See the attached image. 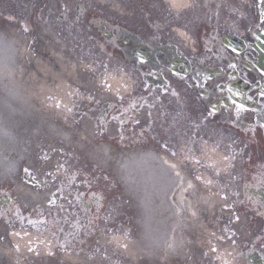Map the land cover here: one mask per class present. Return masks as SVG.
I'll return each mask as SVG.
<instances>
[{
	"label": "flooded vegetation",
	"instance_id": "flooded-vegetation-1",
	"mask_svg": "<svg viewBox=\"0 0 264 264\" xmlns=\"http://www.w3.org/2000/svg\"><path fill=\"white\" fill-rule=\"evenodd\" d=\"M143 3H134L133 7L129 4L130 12L116 21L104 22L81 9L78 16L87 18L90 27L100 33L99 42L105 55L119 58L121 69L136 76L140 82L136 99L143 105L154 102L156 111L160 107L157 114L160 126H166V121L167 126H175L177 138L189 145L190 134L183 128L192 104L203 118L214 123L215 129L224 127L242 134L245 144L241 192L254 238L242 246L240 264H264V67H259V57L253 48L252 29L258 23L254 4L239 6L238 13L237 3L229 0L224 5L218 3L212 21H194L187 26L166 23L173 19L163 22L161 13L151 16L146 11L147 2ZM231 36L239 37L242 43L232 42ZM186 72L187 76L180 79ZM229 89L236 99H232ZM237 102L255 110L240 111ZM222 104L229 109L220 107ZM163 107L175 111L174 118ZM211 107L218 111L216 115ZM122 110H111L106 116L107 125L121 123L119 133L133 134L131 128L125 127L130 124L129 115H125L129 110L124 106ZM154 135L158 151L168 149L170 142ZM196 139L194 135L193 140ZM44 227L57 229L50 219L30 214L14 190L0 184V254L15 247L11 232Z\"/></svg>",
	"mask_w": 264,
	"mask_h": 264
},
{
	"label": "bare ground",
	"instance_id": "bare-ground-1",
	"mask_svg": "<svg viewBox=\"0 0 264 264\" xmlns=\"http://www.w3.org/2000/svg\"><path fill=\"white\" fill-rule=\"evenodd\" d=\"M24 58L30 61L29 65L33 67L30 57L23 53L21 40L14 34L11 37L6 33L0 34L1 175L15 177L24 162L30 163L32 149L35 151L37 147L38 152L46 151L44 145L49 148L55 143L57 151L54 146L50 150L51 153H58L61 150L60 143H63L70 145L73 151H85L91 165L106 169L112 165L116 166L121 181L133 195H138L136 183L144 186L147 192L150 191L146 196L149 199L151 196L153 203H149L148 208L144 206L147 211L146 220L141 223L145 230L142 240L138 244L125 245L130 247V258L146 257L153 264H166L174 256L181 259L189 257L187 251L191 244V234L197 235L205 227L201 218L202 209L212 208L208 197L199 193L197 185L190 180L181 165L168 158L147 152L131 154L123 159L116 156L111 141L98 139L96 136L92 137L91 151H87L65 121V113L69 111V98L65 92L59 90L57 103V89L47 87L43 76L45 72L37 70L27 77L23 66ZM40 75L42 79H39ZM57 105L62 112L60 117L57 115ZM20 113L30 120L32 125L18 133L15 126L9 122L11 116ZM91 165L77 168L75 173L90 175L94 173ZM42 170L46 171L45 174L52 180L58 177L59 171L52 162L48 161L42 165ZM23 193L26 200L43 204L50 200L52 192L44 185L34 189L26 188ZM38 236L15 231L12 233V242L20 245L24 252H35L40 263L53 264L57 261V264H91L89 260L76 254L62 258L58 247L57 260H51L49 254H53L55 250ZM119 243L116 241V244ZM99 264L109 263L102 258Z\"/></svg>",
	"mask_w": 264,
	"mask_h": 264
},
{
	"label": "rangeland",
	"instance_id": "rangeland-1",
	"mask_svg": "<svg viewBox=\"0 0 264 264\" xmlns=\"http://www.w3.org/2000/svg\"><path fill=\"white\" fill-rule=\"evenodd\" d=\"M8 2L13 13L11 11L6 14V17L8 20H10V23L5 22L3 24H0V33L3 32L8 34L12 32V34L18 35V37L20 36L22 38L24 46L27 49L26 52V49L23 48V52L27 57H30L31 64L33 65V67H31L29 65L30 61L28 62V60L24 58L23 66L25 67V73L27 74V77L37 70L40 72H45L43 76L46 79L45 83L47 87H62V92L72 91V93L78 95L75 98L77 104H90L91 98H105L109 96V90L117 92L115 89H113V83H115V81H120L119 78L121 77H119V74H115L112 70H109L110 65L106 62V60L100 57L99 53L95 57L93 54H88V56L85 55V51L83 49L85 41L82 38H79V40L75 44H70L69 46V43L67 44L66 40L63 39V37L59 35L57 36V23L59 22V20L57 19L58 10L66 12L70 6L80 2L95 4L106 3L104 2V0H46L40 12H33L31 0H8ZM112 2L120 3V0H112ZM117 5L116 9H118ZM111 12L116 11L111 10ZM37 19H44L46 21V24L39 21L37 22ZM2 26H5V28H7V31L5 30V28H1ZM24 31L27 32L25 33ZM78 47H81V49H79ZM32 61H34V63H32ZM41 75L39 79H42ZM75 106L72 104V110ZM72 110L67 116H65V121L68 122V125L71 127L69 128L73 132L72 134H74L75 137L78 138V141L81 142V145L85 147L87 151H91L93 136H98L99 139H102L101 137L106 138L107 136H102L103 134L89 133V129L86 128V125H83V123L79 126L83 119H78V116L80 115H78L77 113L74 114ZM60 113L62 112H60L59 106L57 105V115L59 117ZM11 117L12 118L9 123L15 126V129L18 133L23 132L29 125H32V122L23 117L21 113L13 115ZM78 127L80 128V131H78ZM204 133H206V147L207 149H209L211 146L209 144V139L211 140L209 134L212 133L208 128L205 129ZM221 140L222 169L220 170L222 173L221 180L223 184L220 205H218L217 197H213L212 188L210 191L208 185L207 191L210 192V202H212L214 206L213 214H217L218 207H221L220 216L222 219V227L230 226L235 230V232L238 233L239 229L243 226V223H245V218L239 217L238 219V216H235L230 210L232 204L229 200L228 193L226 192V185L224 184V181H226L227 178H229V176L233 173L232 166L235 165V161L233 160L235 159V153L229 139L227 140L224 137H221ZM60 145L61 150L58 153H51L50 150L52 146H54L57 151V144L55 143L54 145L51 144L49 148L47 145H44L47 150L46 152L43 151L40 154H36V152L32 149L30 167L28 169L31 173L34 174L37 181L39 179L40 183L44 182L48 184L50 181H43L42 179H40L48 178V175L45 174L46 171L42 170V165H45V163L48 161L52 162L54 166H57V171H59L57 173V181H55L56 185H58V187H64L70 184V182H74L78 185L75 187V189L77 190H85V186L80 187V185L83 183H86V188L91 189L95 186H99L101 188V185L106 181V184L111 186V188H107V190L110 191V194L119 196L120 203L122 204L121 209H123L126 221L124 222V224H127V226L129 227V230L126 229L125 231L131 232L130 238H128V233H125L126 240H123V242L121 241L122 248L119 247L120 254L116 257V261L114 262L111 259L109 263L137 264V261H135L134 263L130 259L128 255V250L130 247H125V244H135L137 242V238L134 236V224L132 220L136 219L140 212L141 219L144 220L146 217L145 209L139 208V203L135 200V198L129 195L127 191V193L123 192L122 189L124 188L122 186L119 185V188H114L112 186L114 184L113 179L117 176L114 171L115 166L110 167V169H104L99 166L93 165V177L76 174L75 172L77 168H82L85 165H91L89 160L87 159L86 152L78 149H75L73 151L70 145H65L63 143H60ZM114 150L119 151V154L117 156L122 157L123 159L128 156V154L120 152L116 145L114 146ZM205 156L207 157L206 152ZM210 182L212 184L213 181L210 179L209 183ZM89 183L91 184L90 186L87 185ZM140 195L142 197V204H149L150 201L146 200V198L142 196L141 192ZM65 196L68 197V194H65ZM58 198H60L59 195H57V199ZM64 201L62 202V205L57 206V222H59L61 218L66 217L67 212H69V207L66 203H64ZM25 202L29 204L28 207H30V210L35 213H40L38 212L37 207L39 205L36 202H31L29 200ZM208 210L211 209L208 208ZM58 230L59 229L57 226V232ZM207 236H210V234H208ZM63 237L64 236L59 238L57 241V246L61 251L60 256L62 258L69 257L72 254H76L78 256L85 257V259L89 260L91 264L100 263V258L102 255H104V249L103 246H101L103 244L101 237L92 242V247L90 246L87 251L83 252L82 254L71 252L68 249L70 242L68 240L62 239ZM110 245L111 243H109V246ZM222 245L223 247H226V241L224 239L222 241ZM74 247L76 246L74 245ZM209 247L210 246L207 245L206 250H209ZM113 248V246H110V249ZM199 248L201 250V247ZM142 262L143 264H153L146 258H143ZM158 264L162 263L159 262Z\"/></svg>",
	"mask_w": 264,
	"mask_h": 264
},
{
	"label": "snow or ice",
	"instance_id": "snow-or-ice-1",
	"mask_svg": "<svg viewBox=\"0 0 264 264\" xmlns=\"http://www.w3.org/2000/svg\"><path fill=\"white\" fill-rule=\"evenodd\" d=\"M262 2H264V0H262ZM141 62H143V60H141ZM27 172V170H25Z\"/></svg>",
	"mask_w": 264,
	"mask_h": 264
}]
</instances>
